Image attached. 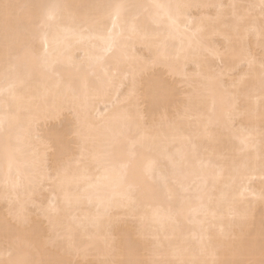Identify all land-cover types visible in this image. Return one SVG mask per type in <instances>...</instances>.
I'll return each mask as SVG.
<instances>
[{"label": "bare ground", "instance_id": "6f19581e", "mask_svg": "<svg viewBox=\"0 0 264 264\" xmlns=\"http://www.w3.org/2000/svg\"><path fill=\"white\" fill-rule=\"evenodd\" d=\"M2 2L18 7L0 12V258L264 264V20L238 24L259 0ZM43 4L61 7L42 26ZM52 105L68 127H46Z\"/></svg>", "mask_w": 264, "mask_h": 264}, {"label": "snow or ice", "instance_id": "6c2138e0", "mask_svg": "<svg viewBox=\"0 0 264 264\" xmlns=\"http://www.w3.org/2000/svg\"><path fill=\"white\" fill-rule=\"evenodd\" d=\"M18 7L16 5H13L11 3H5L0 0V12L3 13L5 20L8 19L10 11ZM40 9V23L41 25H47L49 24L56 16L57 11L61 7L60 5L57 4H43L38 6ZM93 9H95L97 14L103 13L105 11H108L109 14L112 12H115L116 15H119L122 10H124L127 5L123 3H100L92 6ZM157 7H163L162 5H157ZM177 9H180L182 7H186L184 5H175ZM231 8L234 10L238 7H243L238 6V5H231ZM247 8L249 9V13L247 16H240L238 18V24L240 23H245L248 21V17L251 14V10L258 8L260 11L261 19L264 20V0H259L258 4H251L248 5ZM103 17L102 15H97L95 17V22L97 24L102 23ZM248 32H255L256 28L254 24H251V26L246 29ZM133 35H135V30H133ZM259 38L262 44V47H264V24H261V27L259 29ZM128 39H132V36L130 35ZM113 50V45L112 43L109 44L108 48L106 51L109 53ZM249 66L251 67L255 61L254 58H250L248 60ZM259 70H260V79H261V95L259 96V103L262 107H264V57L261 58L260 65H259ZM141 87V85H138L135 80L133 81L132 85V94H135V92ZM147 93L151 96L152 100L154 103H159L160 100L165 96V88L162 84L160 83H152L149 85V88L147 89ZM48 111L52 113V115L55 117V119L60 120L62 119V113L59 109L55 107V105H52L48 108ZM82 128H83V121L81 118V115L79 112H76L75 114V124L72 127V136L74 137H81L82 136ZM249 147L252 148L253 150L255 149V143L252 137H249L248 140ZM261 154H260V162L262 165V168H264V133H262V141H261ZM59 176V173H58ZM43 174H39L37 176V180L42 182L44 179ZM260 199L264 201V187L261 188L260 191ZM261 245L264 246V223H262V228H261ZM83 250H76V254L79 255ZM8 259L3 260V264H33V262L28 261V260H23V259H12V253L9 251L7 253ZM104 264H110L109 261H105ZM136 264H145V262H136ZM151 264H158V262L153 261ZM180 264H186V262H180ZM193 264H197V262H193ZM204 264H209L208 261H205ZM211 264H222V262L212 260Z\"/></svg>", "mask_w": 264, "mask_h": 264}, {"label": "rangeland", "instance_id": "374dc122", "mask_svg": "<svg viewBox=\"0 0 264 264\" xmlns=\"http://www.w3.org/2000/svg\"><path fill=\"white\" fill-rule=\"evenodd\" d=\"M138 50H139V49H138ZM188 67H189V66H187V68H188ZM188 69H189V68H188ZM238 70H240V67L238 68ZM238 70H237V71H234L233 74H236V73L238 72ZM235 72H236V73H235ZM233 74L231 73L230 75H233ZM234 76H235V75H233V77H234ZM225 78L227 79V77H225ZM225 78H224V79H225ZM178 87H179V85H178ZM181 87H182V86H181ZM124 88H125V86H124ZM124 88H122V89H124ZM122 89H121V90H122ZM122 91H123V90H122ZM100 107L103 109L102 105H100ZM100 107H99V108H100ZM101 108H100V109H101ZM65 115H66V114L62 115V119H60V120H56V121H53V122L51 121L49 124H47V126H46V125H45V126H46V127H49V128H50V127L53 128V126H54V128H60V126H61V128H62V127H63V128H64V127H68V126H67V124H68L67 122H69L70 117H69L68 114H67V116H65ZM66 118H68V119H67L68 121H66ZM65 123H66V124H65ZM62 125H63V126H62Z\"/></svg>", "mask_w": 264, "mask_h": 264}, {"label": "clouds", "instance_id": "9594fccd", "mask_svg": "<svg viewBox=\"0 0 264 264\" xmlns=\"http://www.w3.org/2000/svg\"><path fill=\"white\" fill-rule=\"evenodd\" d=\"M3 258H0V264H3ZM105 261H98L96 262V264H104ZM110 264H111V261H109ZM73 264H77V262H73ZM78 264H88L87 261H81V262H78Z\"/></svg>", "mask_w": 264, "mask_h": 264}]
</instances>
